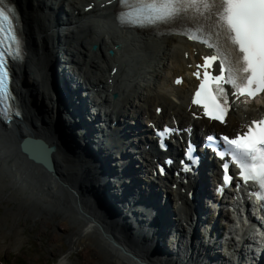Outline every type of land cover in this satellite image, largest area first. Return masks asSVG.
Masks as SVG:
<instances>
[{
  "label": "bare ground",
  "instance_id": "6f19581e",
  "mask_svg": "<svg viewBox=\"0 0 264 264\" xmlns=\"http://www.w3.org/2000/svg\"><path fill=\"white\" fill-rule=\"evenodd\" d=\"M92 1L93 5L86 7L90 9H85L84 6L89 5V2ZM10 2L14 4L18 13L23 50L20 62L11 65V71L17 79V83L15 82L14 86L11 84V88L19 115H13L5 123L0 120V204L18 202V206L11 210L13 213L19 215L21 206H26L33 210L32 217H37V219L31 218L32 220L45 221L47 219L44 224L47 228H54L56 231L60 228L65 231L61 234L55 231L53 237L60 242L61 235L64 234L68 243H71L73 247H79L80 252L84 255L85 264H116L110 260L113 255L105 248L106 242L101 240V232L106 235L109 242L114 243L117 248L126 253V257L133 264H158V262L170 264L167 253L175 241L173 242L166 235V231L170 232V226L176 229L177 224L181 223V219L188 222L195 215L199 220L198 215L195 214L193 203L197 201L199 210L203 207L204 202L208 199L203 191L208 190V183L214 187L217 176L221 174L220 169L213 166V159L209 162L208 153H205L204 159L207 162L204 163L206 165L202 171L203 175L198 172L199 178H194L196 184L194 182L187 185L178 183L177 188L173 190L172 184L176 183L178 179L171 178L170 185L166 190L168 193L166 201L169 202L171 195L180 200L181 206H177L175 213L178 215L181 213V217L177 223L173 220L170 222L168 217L172 219L174 212L170 207L169 209H164L166 208L164 207L163 209L166 211L164 214L167 217L164 220L162 218L158 220L152 215V211H156L158 217V211L162 209L163 205L157 204L161 207L158 210L153 208L158 190L149 191L144 186L142 190L138 188L143 192L140 199L136 188L130 187L126 182L120 184L119 179L123 180L124 174H121V178L117 176L114 165H120L121 162L111 163L107 159L100 142L90 132L85 122L78 117L74 94L67 90L66 85L71 80V72L81 76L82 79H75L74 83L81 81L87 90L92 89L93 91L92 93L90 91V95L87 92L85 99H90L91 105L97 103L103 106L104 118L107 117L110 121L116 120L119 126L125 127L122 131L129 132L127 136L122 133L117 139H114L116 145L112 148L119 147L120 154L126 153L127 156H130L129 150L142 145L144 139L149 143V149L143 148L140 152H135L133 156H130L133 158V164H127L123 170L131 181L138 177L136 173L139 172L143 173L147 179L148 173L149 178L158 184L161 182L160 177H154L149 173V167L154 163L153 157L157 154H161L163 157L172 154L169 157H174L176 154H174V143L171 144V147L167 146L165 152L158 150L157 143L152 139L149 128L146 127L149 125V121L162 124L168 120L172 122L175 118L180 127L193 126L194 137H198L199 131H214L221 128L217 122L207 121L200 117L194 119L190 115V111H193L195 107L193 109L189 107L187 92L194 81L188 71H195L193 60L197 56H201V51L205 52V47L199 46L198 50L193 49L192 46H198L191 43L185 36H181L180 27L160 34H153L151 31L140 32L141 34L134 33L137 36V45L143 44L139 46L138 50L149 53L157 52L163 58L168 56V62L171 60L172 67L176 65L170 79L172 89L169 90L172 95L178 97V102H176L161 90L156 91L157 82L154 83L155 86L152 85L153 89H149L150 85H144L140 80L131 84L132 80L127 77L124 84L119 85L123 80L120 78V72L124 70L121 64L125 65L123 60L127 58L121 56L117 50L113 56L109 55L107 51L116 44L117 37L115 36L121 35L117 31H129L130 33L132 31L117 25L114 19L117 10L116 2H112L104 8L108 18L107 23H104L105 17L97 13L99 2L96 0H10ZM98 25L104 28L103 31L97 30ZM173 30L179 31L180 34ZM152 38L161 41L160 45L156 46L152 43ZM171 41L175 42L171 44ZM92 45H96L95 49L92 48ZM174 48L177 49L173 50ZM186 50L188 57L185 58L182 54ZM134 55L137 57L136 54ZM115 61H118V64ZM116 65H118L117 71L114 74L110 71ZM165 66L167 67V65ZM152 71L155 74L154 70ZM167 73L169 74L166 72V75ZM163 74L165 73H162L161 70L157 75L158 79H161ZM177 75L184 77L180 86H175L172 82ZM57 77L61 80L58 83L60 84L58 88L53 85V79L55 80ZM162 79L165 83L169 82V78L163 77ZM182 87L185 88H183V95L180 97L178 91ZM111 89L119 93L114 100L110 98L109 90ZM84 90L85 88L78 87L82 99H84ZM132 98L134 101L131 100ZM135 99H138L136 103ZM156 107H162L160 114L155 113ZM237 111H230L220 131L236 133L242 130L246 121L256 118L261 111H264V98L252 102L248 109L241 108ZM137 114H142L143 119L137 117L139 116ZM131 115L135 120L129 119ZM57 116L60 118V126L56 123L55 117ZM135 129H138V132H135ZM26 136L42 139L48 146L54 148L48 154L51 158L53 174L40 163L28 158L20 150V141ZM166 141L170 142L169 139ZM114 160L116 159L114 158ZM162 174L165 175L167 172L164 171ZM110 177L116 178V180H111ZM169 178L168 175H165L163 179ZM36 180L39 182L37 191L35 189ZM150 183L148 181L144 185H150H147L149 188L152 186ZM165 186L163 185V187ZM182 188H185L184 193L181 191ZM162 190L164 189L162 188ZM230 190L234 192V189H225L224 203L230 202L233 194ZM189 191L192 193L189 194ZM210 196L214 199L213 194ZM72 199L76 202V206L71 203ZM91 200L94 201V205ZM215 201L216 199L212 202ZM208 209L210 211L219 210V213L221 212L220 214L224 216L229 215L223 204L220 207L214 205ZM78 213H83L87 217L84 219L83 214L79 217L76 215ZM144 214L148 219L144 220ZM199 214L202 215L201 212ZM244 216L243 214L241 216L234 215V224L232 223V225H238V227L233 229L232 225L230 227L227 225L224 239H228L226 234L229 235L231 232L237 236L241 235L242 240L235 239L237 244L235 249H239L238 252L242 251V254H246L248 257L256 254V258H260L263 255V252L261 254L259 250H262L264 246V231L253 228L254 222H252L251 213ZM200 222L201 220H199ZM247 223L249 224L244 227ZM128 227L136 230L134 234L139 235L137 240L132 237ZM210 229L214 231V222ZM196 230L187 229L188 234L191 235V242L187 243L188 246L180 242L175 249L172 247L173 257L175 256L176 261L184 260V264L235 263L233 258L236 253H229L230 250H228L231 241L227 240L221 243L222 250L229 251L221 256L214 250L219 249L216 248L218 246L216 243L207 247L210 244L208 241L203 244L201 240H195L198 234ZM247 231H251L250 236L252 237L246 238ZM178 233H180L179 241L184 238L185 233L184 231H178ZM182 235L183 237H181ZM252 240L254 245H252ZM182 247L190 250L185 253V257L180 256L182 252L179 250ZM151 249L158 255L152 253ZM195 249L198 252H203V256L200 252L202 259ZM133 256L139 260H135ZM254 260L253 256L247 260V263L252 264ZM120 264L126 263L121 262Z\"/></svg>",
  "mask_w": 264,
  "mask_h": 264
},
{
  "label": "snow or ice",
  "instance_id": "6c2138e0",
  "mask_svg": "<svg viewBox=\"0 0 264 264\" xmlns=\"http://www.w3.org/2000/svg\"><path fill=\"white\" fill-rule=\"evenodd\" d=\"M118 3L126 9L117 15L121 23L179 26L181 34L211 50L212 54L203 57V64L197 65V71L192 73L199 80L192 104L201 106L205 116L225 122L229 110L225 85L230 86L232 96L251 99L264 92V0H118ZM21 35L15 8L10 0H0V119L4 120L10 118L9 102L14 99L8 88V59L21 58ZM214 62L216 74L212 72ZM245 127L234 137L221 135L218 140L222 144L218 142L213 151L224 161L221 165L224 186L233 179L229 169L230 164H235L237 189L241 181L244 185L249 182L256 185L257 190L251 195L260 201L264 214V118L252 120ZM172 131L165 127L157 135L164 137ZM206 139L212 142L214 137L209 135ZM194 151L195 146L189 143L185 159L180 162L184 171L189 170L186 160L197 163Z\"/></svg>",
  "mask_w": 264,
  "mask_h": 264
},
{
  "label": "rangeland",
  "instance_id": "374dc122",
  "mask_svg": "<svg viewBox=\"0 0 264 264\" xmlns=\"http://www.w3.org/2000/svg\"><path fill=\"white\" fill-rule=\"evenodd\" d=\"M64 3H66V2H64ZM85 3H86V1H85ZM107 21H108V18L105 17L104 23H107ZM103 29L104 28L101 25L99 27H97L98 31H103ZM117 32L122 35V37H121V35L115 36V37H117L115 39L116 46L120 47V49H117V52L119 51V54L121 56H125L127 58V59L123 60L125 65H123V63L121 64V66L124 68V70L122 72H120L121 73L120 78L121 79L123 78V80L119 85L122 86L127 77H129V80H132L131 84H133L134 81L140 80V82L143 83L144 85H147V84H148L147 86L150 85L151 88H149V89H153L154 88L153 86H155L154 83L157 82L158 86H162V87L161 88L158 86L155 87L157 89L156 91H158V89H159L162 92H164L167 96H169L171 99L178 102V97L177 96L175 97L169 91L172 89L170 86V84H171L170 79L172 78V71L176 65L172 67V64L170 63L171 60L168 62V59H167L168 56L163 58L157 52L149 53L148 51L138 50L139 46L143 45V44L137 45V42H136L137 36L135 35V34H137L136 32H134V31H132L133 33L132 32L130 33L129 31H117ZM178 40H175V41L177 42ZM175 41H171L170 43L172 44ZM48 42H50V41H48ZM105 42H107V41H105ZM160 42L161 41H156L153 39L152 43L156 44V46H159ZM113 48H114V46H113ZM176 49L177 48H174L173 50H176ZM186 51H184L183 53H186ZM27 53H28V49H27ZM27 53H26V59L28 60V57H27L28 54ZM134 54H136L137 57H135ZM170 54H171V52L169 53V55ZM184 60H186V59H184ZM115 63L118 64V61H115ZM165 65H167V67ZM116 66H118V65H116ZM33 69H34V67H33ZM148 69H150V70H148ZM152 70H154L155 74L153 73ZM161 70H162V73H165V74H163L161 79H158L157 75L160 74ZM166 72H169V74L167 73V75H166ZM146 75H148V76H146ZM163 77L169 78V82L166 81V83H165V81L162 79ZM147 78H149V79H147ZM143 80H144V82H143ZM15 82L17 83V79L13 75V80H12L13 86H14ZM183 88H185V87H182L178 91V94L180 97H181V95H183ZM136 89L138 91H141L138 88H136ZM148 93L152 94L150 92H148ZM131 100L134 101V98H132ZM137 100L138 99H135V103ZM151 107H152V105H151ZM151 110H152V108H151ZM235 112H237V110ZM55 115H57V114H55ZM137 115H139L137 117H140L141 120L143 119L142 114H137ZM55 118H56L57 125L60 126L61 124H60L59 116H57ZM129 119L135 120V118L132 119V115L129 117ZM129 119L127 120L128 122H129ZM64 130H65V128H64ZM128 138H130V137H128ZM130 140H131V138H130ZM130 146H132V145H130ZM142 146H144V143H142L141 147ZM112 150L116 151V148H113ZM140 175H141V177H143V173H141ZM144 178H146V177H144ZM35 183H36L35 189L37 191L38 190V183H39L38 180H36ZM169 185H170V183L168 184V186ZM208 185H209V183L207 184V187H208ZM172 189L175 190V188H173V187H172ZM58 192H59V190L57 191V193ZM203 194H204V192H203ZM38 195L41 196L40 194H38ZM171 196L172 197H171L170 201L168 202V208H169V203H171L173 201L172 202L173 205L170 207V209H172V211L174 212L172 215V217H173L172 220H173V222L177 223L179 221V215L175 213V207H174L176 204V198L173 195H171ZM45 197H47V195H45ZM71 203L74 206H76V202H74L73 199H72ZM91 203L94 205V201L91 200ZM16 206H18V202H9V203L3 202L2 204H0V215H1L0 216V264H3L2 261H4L6 264H71L73 262H74V264H85L84 263V255L80 252L79 247H77V246L73 247V245L71 243H68L66 238L64 237V234L61 235L60 242L57 241L53 237L56 230L54 228H47L44 225L45 221H47L46 218H45L46 219L45 221H40V219L37 221L34 220V219H37V217H32L33 210H31L30 208H28L26 206H21V213L19 215L15 214L11 210L15 209ZM193 206H194V208L198 207L197 201H194ZM202 208H203V210L205 208L203 217H206V219L202 220L199 223V220H197V218H193V219L191 218L190 220H188L187 227L192 228V229H197L196 232H198V234L196 235L195 240L196 241L201 240V242L203 244H206L207 240L205 239V237L207 235L205 237H203L205 235L204 229H206V231H207L208 228L210 227V225H212V222H214L215 230L210 235V238L208 237V239H209L208 242L210 244H208L207 247H209V246H212L211 243L214 239H216L217 233L221 232L222 225L224 224L226 226V224H228V222H227L224 215L218 216L215 220L214 216H212V214H211V217L209 218L210 219L209 220L207 218L208 213L206 212L207 208H206L205 203H204ZM79 213L76 215L80 217V215H82L83 213H81V214H79ZM229 216L230 215H228V217ZM86 217L87 216L85 214H83V218L85 219ZM31 218H34V219L32 220ZM214 220L215 221L219 220V221L216 222V224H215ZM129 229H130V234H132V237L137 240L138 237L132 233V232H136V230L131 229V228H129ZM170 229L172 231L173 227L170 226ZM131 230H132V232H131ZM171 231L170 232L167 231L166 235H170ZM56 232L61 234L65 231H62V229L58 228ZM221 237L220 238L222 240L223 236H221ZM100 238L102 241L106 242L105 243L106 245H104L105 248L107 250H109L111 252V254L113 255V257L110 258V260L112 262H115L116 264H120L121 262H125L126 264H133L126 257V253L122 252L119 248H117V245H115L114 243L112 244L111 242H109L108 239L106 238V235L102 234V232L100 234ZM220 238H218V242H220ZM140 241H142V240H140ZM186 246H188V244ZM216 248H219V247L217 246ZM216 250H219V249H215V251ZM179 251L182 252V254L180 255L181 257H185V253L190 252V250L187 249L186 247H182ZM195 251H197V250L195 249ZM151 252L158 255V253L154 252L153 249H151ZM200 252L201 251H199V252L197 251V254L200 255ZM231 252L232 251L230 250L229 253H231ZM202 253L203 252H201V254ZM224 253L226 254V251H224ZM159 255L162 257L165 256L162 254H159ZM202 256H203V254H202ZM202 256L200 255V259H202ZM182 261L184 262V260H182ZM238 262H239V260H238ZM242 262H243V264H246L244 260ZM176 263L181 264V261H178ZM176 263L174 260H170V264H176ZM158 264H165V262H161V263L158 262ZM189 264H191V263H189Z\"/></svg>",
  "mask_w": 264,
  "mask_h": 264
},
{
  "label": "water",
  "instance_id": "95a60500",
  "mask_svg": "<svg viewBox=\"0 0 264 264\" xmlns=\"http://www.w3.org/2000/svg\"><path fill=\"white\" fill-rule=\"evenodd\" d=\"M52 146H48L42 139L23 137L20 141V150L34 162L40 163L48 172L53 174L51 158L48 155L53 151Z\"/></svg>",
  "mask_w": 264,
  "mask_h": 264
}]
</instances>
